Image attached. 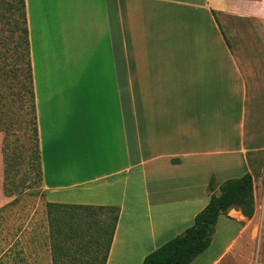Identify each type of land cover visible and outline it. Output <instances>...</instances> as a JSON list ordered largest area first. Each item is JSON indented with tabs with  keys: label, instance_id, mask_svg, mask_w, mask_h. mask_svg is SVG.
Listing matches in <instances>:
<instances>
[{
	"label": "crops",
	"instance_id": "crops-1",
	"mask_svg": "<svg viewBox=\"0 0 264 264\" xmlns=\"http://www.w3.org/2000/svg\"><path fill=\"white\" fill-rule=\"evenodd\" d=\"M4 20L0 208L35 192L117 207L106 264H143L194 225L212 178L250 174L255 214L219 218L206 264H264V161L230 39L264 36V0H0Z\"/></svg>",
	"mask_w": 264,
	"mask_h": 264
},
{
	"label": "rangeland",
	"instance_id": "rangeland-1",
	"mask_svg": "<svg viewBox=\"0 0 264 264\" xmlns=\"http://www.w3.org/2000/svg\"><path fill=\"white\" fill-rule=\"evenodd\" d=\"M227 19L225 27L230 35L236 23L246 30L243 20ZM4 22L0 40L1 35H8ZM253 34L245 43L230 39L233 52L242 57L248 84L247 142L264 161V36ZM108 218L109 213L91 214L82 209L59 208L50 214L39 193L23 194L0 208V264H103L110 233L105 230H111ZM31 228L33 236L27 238ZM214 236L207 255L193 264H206L218 254L221 241Z\"/></svg>",
	"mask_w": 264,
	"mask_h": 264
},
{
	"label": "trees",
	"instance_id": "trees-1",
	"mask_svg": "<svg viewBox=\"0 0 264 264\" xmlns=\"http://www.w3.org/2000/svg\"><path fill=\"white\" fill-rule=\"evenodd\" d=\"M219 189V194L216 190ZM210 203L200 212L194 225L181 235L175 237L162 247L152 252L144 259L143 264H192L205 253L213 242L216 226L222 215H227L231 209H238L244 217L252 219L255 214L253 177L247 174L241 178L230 179L218 186L212 178L209 187ZM48 212L53 214L55 209H82L94 213H109L111 230L108 247L103 264H106L120 217L117 207L73 206L61 204H46Z\"/></svg>",
	"mask_w": 264,
	"mask_h": 264
}]
</instances>
